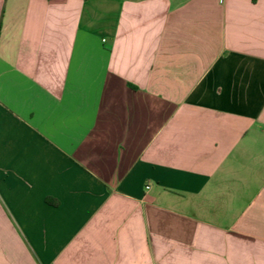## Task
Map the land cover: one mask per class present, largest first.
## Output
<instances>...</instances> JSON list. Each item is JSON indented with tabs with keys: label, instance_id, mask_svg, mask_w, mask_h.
<instances>
[{
	"label": "crops",
	"instance_id": "0c3cea01",
	"mask_svg": "<svg viewBox=\"0 0 264 264\" xmlns=\"http://www.w3.org/2000/svg\"><path fill=\"white\" fill-rule=\"evenodd\" d=\"M0 264H264V0H0Z\"/></svg>",
	"mask_w": 264,
	"mask_h": 264
}]
</instances>
